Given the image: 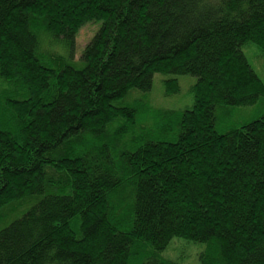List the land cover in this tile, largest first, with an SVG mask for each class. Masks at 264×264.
Segmentation results:
<instances>
[{
  "label": "trees",
  "instance_id": "1",
  "mask_svg": "<svg viewBox=\"0 0 264 264\" xmlns=\"http://www.w3.org/2000/svg\"><path fill=\"white\" fill-rule=\"evenodd\" d=\"M246 43L264 52V0H0V226L21 213L0 264H130L146 244L141 264H175L176 237L209 245L202 264H264V113L216 127L264 99ZM157 74L197 77L191 108L162 111L177 139L119 152Z\"/></svg>",
  "mask_w": 264,
  "mask_h": 264
},
{
  "label": "rangeland",
  "instance_id": "2",
  "mask_svg": "<svg viewBox=\"0 0 264 264\" xmlns=\"http://www.w3.org/2000/svg\"><path fill=\"white\" fill-rule=\"evenodd\" d=\"M97 27V24H89L80 31L76 43L78 55L93 37ZM55 50L65 54V49L61 46L55 47ZM242 50L254 71L264 82V52L254 43H246ZM170 79L178 80L180 91L167 96L165 81ZM196 82L197 77L190 75L157 74L154 77L153 88L149 92L136 91L133 104L137 109V118L134 123H131V118L121 120L119 125L124 126L125 129L118 133L121 141L119 152L135 148L133 137L136 141H145L147 138L163 141L176 140L177 114L165 115L162 111L181 112L191 108L194 103L192 87ZM263 113L264 99L254 106L223 109L220 110L216 127L218 131L225 132L255 120ZM20 215L21 213L11 217L7 223L0 226V229ZM210 250L208 244L176 237L166 250L159 253V257L163 261H171L175 264H202V256ZM152 255L153 249L150 245L136 246L133 248L130 264H141Z\"/></svg>",
  "mask_w": 264,
  "mask_h": 264
}]
</instances>
